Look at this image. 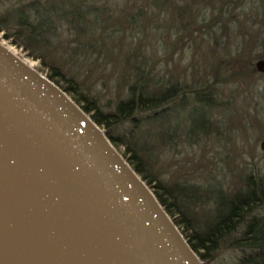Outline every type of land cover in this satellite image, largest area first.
Masks as SVG:
<instances>
[{
    "label": "trees",
    "instance_id": "obj_1",
    "mask_svg": "<svg viewBox=\"0 0 264 264\" xmlns=\"http://www.w3.org/2000/svg\"><path fill=\"white\" fill-rule=\"evenodd\" d=\"M102 1L19 0L0 12V30L29 58L39 61L47 79L102 129L201 264H264V179L247 170L255 148L248 144L247 149L243 144L227 147V142L242 140L233 131V140L229 134L215 133L222 146L206 151L211 131H176L165 120L173 117L175 108L187 105L191 96L207 97L213 107L218 101L216 83L233 89L229 103L244 92L255 103L262 102L261 111L256 112L264 119V87L256 84L260 73L251 63L264 59L260 28L251 33L245 20L238 21L237 26L245 31L241 39L246 41L239 44L226 28L228 17L221 13L222 7L204 26L197 25L196 18L194 24L187 18V36L193 29L206 33L205 40L193 37L191 41H199L209 59L201 61L203 70L198 75H192L198 69L191 61L192 69L180 68L177 75L174 66L154 71V57L142 53L139 39L134 41L137 33L127 31L144 11L138 8L126 18L112 17ZM147 1L153 7L156 0ZM160 1L180 12L177 0ZM213 26L217 31H211ZM215 32L225 35L227 42L219 43ZM126 37L137 50L127 49ZM204 121L210 128L208 118ZM176 156L182 158L176 161ZM233 158L239 160L234 166L237 187H233ZM223 171L232 180L224 183L223 193L211 197L204 191V182L219 178ZM224 253L227 259L220 263L218 258Z\"/></svg>",
    "mask_w": 264,
    "mask_h": 264
},
{
    "label": "water",
    "instance_id": "obj_2",
    "mask_svg": "<svg viewBox=\"0 0 264 264\" xmlns=\"http://www.w3.org/2000/svg\"><path fill=\"white\" fill-rule=\"evenodd\" d=\"M85 117L0 48V176L42 239V264H201Z\"/></svg>",
    "mask_w": 264,
    "mask_h": 264
},
{
    "label": "rangeland",
    "instance_id": "obj_3",
    "mask_svg": "<svg viewBox=\"0 0 264 264\" xmlns=\"http://www.w3.org/2000/svg\"><path fill=\"white\" fill-rule=\"evenodd\" d=\"M18 1L19 0H8V2L0 3V12L7 5L16 4ZM208 1L207 5L205 4V0H177V9L180 10V12L176 11L169 4H162L160 0H156L153 7L147 0H103L102 2L105 6L106 13L112 17L117 16V18H126L129 14H134L138 8L144 11V15L136 19L134 27L128 29L127 31L131 34L137 33L138 37H136L134 41L139 39V48L142 50V53L149 54L154 57V71L163 69V67L166 66V68L174 66V72L179 75L180 68L188 70L192 69L189 67V62L191 61V63H194L198 69V71L195 70L192 75H196V73L198 75V73H201L203 70L201 61L203 60L204 64V62L209 59V56L207 50L199 44V41L195 39L191 41V39L196 37L198 39L202 38L205 40L206 33L200 29L199 31L201 32H197L193 29L191 31L192 35L190 34L187 36V18L192 24L195 23L196 18V24L204 26L210 22V19H213L212 17L215 16V13L218 10L221 11L220 7H222L221 13L225 18L226 16L228 17L226 28L230 30V34L233 32V39H235L237 43L241 44L242 42H246L241 39V35L244 34L245 31L241 29L240 25L237 26L238 21L245 20V23L249 26L251 33H256V30L259 27L261 30V36H264V0H232L229 3H227L228 0ZM223 3L224 6H220ZM243 14H245V16H243ZM255 19L258 20V22H263V24H258ZM217 29L218 28L216 26H213L211 31H217ZM5 34V31L0 30V44L10 50V52L15 53V55L26 62V64H28L34 72L49 81L46 77V68H44L39 61L29 58L27 53L23 52L20 47L13 45L11 39L5 38ZM217 35H219L217 39L219 43L227 42L225 35L219 33H217ZM65 37L66 34L64 33L61 40ZM262 39H264V37H262ZM124 42L127 45L128 50H137V48L132 45L131 39L128 37L124 39ZM258 60L264 61L262 58L252 60V65H254V63ZM49 82L55 86L51 81ZM256 84L261 88L264 87V73L258 74L256 77ZM215 86L217 87L218 94L216 99L218 101H216L213 107H210L212 103H210L207 97L201 98L200 95L191 96L187 99V105L175 108L172 112L173 117H167L165 120L168 119V121H171L172 123L170 125H172L176 131L186 129L190 131H199L204 134H206L208 130L209 132L211 131L212 135L207 140L205 147L206 151L215 145L222 146L221 142L216 140L217 138L214 135L215 133L220 136L229 134L232 136V140L233 133H237L242 140H237L234 143L233 141L227 142L226 146L228 147L232 145L231 149H233L235 144H243V147L246 149L248 148V145L250 148H255L256 156L252 161L248 159L247 170L257 172L258 175H261L264 179V151L259 149V143L264 141V139H261L264 135V119H260L259 116H261V114L256 112L261 111L262 102L255 103L253 98H251L248 93L244 92V94L241 93L237 99H234L233 102H231L230 98L229 103L228 96H230L229 94H232L231 97H233V93H231V91L233 92V89L230 88L231 91L227 87L223 89L220 87L221 85H219V83H216ZM55 87L60 90L57 86ZM65 96L77 108H79L68 95L65 94ZM222 102L227 105H220ZM205 107L210 108L207 113L201 114L200 109ZM256 113L258 115H256ZM84 115L87 118L89 117L86 114ZM207 118L210 128L208 126L206 127V123L204 121L207 120ZM212 126L215 129H211ZM96 128L102 133V129L100 127L96 126ZM177 149L179 148L177 147ZM219 150L225 151L223 148H220ZM115 152L120 154L116 150ZM247 155L248 153L245 155V158H247ZM181 158V156H176L174 157V160L177 161ZM238 162L239 160L237 161L233 158V187H237L238 183L234 172V166H236ZM223 172L224 173L219 178L216 177L213 180H205L204 182V191L211 197L220 194V192H222L225 188L224 183H228L232 180L227 174V171ZM187 194L190 196L192 193L189 191ZM261 212L264 213V208ZM226 259L227 255L224 253L218 258V261L220 263H224Z\"/></svg>",
    "mask_w": 264,
    "mask_h": 264
},
{
    "label": "bare ground",
    "instance_id": "obj_4",
    "mask_svg": "<svg viewBox=\"0 0 264 264\" xmlns=\"http://www.w3.org/2000/svg\"><path fill=\"white\" fill-rule=\"evenodd\" d=\"M0 48L26 68L33 70L15 53L1 44ZM85 119L89 121L87 117ZM93 128L101 135L96 127L93 126ZM42 246L39 233L0 176V264H42Z\"/></svg>",
    "mask_w": 264,
    "mask_h": 264
}]
</instances>
